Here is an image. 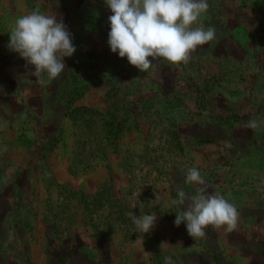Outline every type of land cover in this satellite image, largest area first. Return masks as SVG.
<instances>
[{"label":"rangeland","instance_id":"rangeland-1","mask_svg":"<svg viewBox=\"0 0 264 264\" xmlns=\"http://www.w3.org/2000/svg\"><path fill=\"white\" fill-rule=\"evenodd\" d=\"M208 4L216 38L140 72L111 52L104 0H0V264H264V0ZM36 8L76 47L51 82L8 47ZM190 168L235 230L174 224ZM130 213L157 217L142 242Z\"/></svg>","mask_w":264,"mask_h":264},{"label":"clouds","instance_id":"clouds-1","mask_svg":"<svg viewBox=\"0 0 264 264\" xmlns=\"http://www.w3.org/2000/svg\"><path fill=\"white\" fill-rule=\"evenodd\" d=\"M104 2L112 13L108 18L107 41L111 52L118 53L119 58L126 57L140 72L149 71L153 62L159 60L177 67L188 64L198 46L216 38L215 27L205 29L200 22L208 12V0ZM8 47L34 67L31 75L38 78V82H43L44 74L49 82L60 78L66 67L64 58L76 51L62 18L58 19L56 13H43L39 8L15 20ZM246 126L258 127L257 120L249 121ZM185 182L199 187L194 195L178 190V199L172 204L183 206V209L176 213V226L184 223L192 239L203 238L209 226L227 232L236 229L239 214L235 206L223 196L209 192L199 169L190 168ZM129 215L142 242L143 234L154 228L157 217L154 213L138 217L133 213ZM164 264H171L170 257H165Z\"/></svg>","mask_w":264,"mask_h":264}]
</instances>
